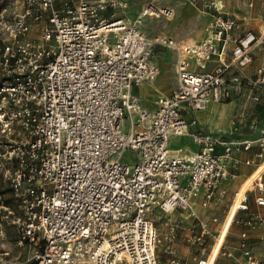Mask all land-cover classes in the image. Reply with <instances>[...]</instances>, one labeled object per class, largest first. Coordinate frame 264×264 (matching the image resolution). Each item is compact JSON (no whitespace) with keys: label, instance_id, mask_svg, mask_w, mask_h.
Segmentation results:
<instances>
[{"label":"built area","instance_id":"obj_1","mask_svg":"<svg viewBox=\"0 0 264 264\" xmlns=\"http://www.w3.org/2000/svg\"><path fill=\"white\" fill-rule=\"evenodd\" d=\"M14 1L0 6V173L16 204L0 211L29 247L27 263L159 264L163 245L173 264H184L175 256L180 225L172 216L180 210L197 220L198 240L213 238L199 264L219 253L236 264H264L247 229L237 254L225 242L230 220L217 230L198 212L228 195L238 151L256 146L245 162L264 159V126L253 118L259 135L234 140L197 116L242 96L264 103V30L245 27V15L228 11L226 0H186L211 15L206 36L190 42L149 36L147 17L175 15L155 0L134 19L119 14L129 0ZM162 48L175 55L178 82L151 109L135 87L157 80ZM244 121L241 112L232 124ZM184 135L195 151L171 148ZM127 149L137 152L133 163L123 160ZM231 208L248 228L264 227V173L234 192ZM8 254L0 252V264L11 263Z\"/></svg>","mask_w":264,"mask_h":264},{"label":"rangeland","instance_id":"obj_2","mask_svg":"<svg viewBox=\"0 0 264 264\" xmlns=\"http://www.w3.org/2000/svg\"><path fill=\"white\" fill-rule=\"evenodd\" d=\"M150 0H130V8L126 11H120L119 14L129 15L134 19L141 11L142 7ZM158 5H170L175 8V15L173 17L151 16L147 17L143 27L149 34L153 36L157 33L164 32L175 36L181 41H198L204 38L207 34V24L211 17L209 11L200 7L194 6L186 0H155ZM14 0H0V6L13 5ZM253 2V4H251ZM228 11H240L245 15L244 26L260 28L264 22V0H226ZM40 25H35L39 28ZM38 31V30H37ZM38 34V33H35ZM159 62L162 63L163 71L159 79L173 76L176 77V72L173 65V53L170 50L159 49ZM173 79V78H172ZM169 79L168 83L173 80ZM175 81V78H174ZM149 88L155 89L151 84ZM215 107L214 110H212ZM244 113L245 121L241 124H232V120L238 113ZM201 120L206 125L213 128H221L232 139H242L248 135L254 134L249 128L248 122L253 118H258L264 122V103H256L252 100L234 98L221 103H213L210 109H206L201 113ZM133 118L129 115L123 123V129L129 131L132 126ZM189 143L190 141H180V138H175L174 145ZM137 152L132 149H127L124 152L123 160L131 163L135 161ZM15 205L16 197L13 189L8 181L0 173V205ZM219 212V226L221 219L224 218L226 212ZM3 211H0V252L8 251L7 255L11 261L10 264H29L27 258L30 249L27 245L19 242V235L17 228L7 223L2 216ZM156 218V223L160 227L159 213L153 215ZM161 246V245H160ZM160 246L158 249H160ZM217 264H232L231 260L226 256H222Z\"/></svg>","mask_w":264,"mask_h":264},{"label":"crops","instance_id":"obj_3","mask_svg":"<svg viewBox=\"0 0 264 264\" xmlns=\"http://www.w3.org/2000/svg\"><path fill=\"white\" fill-rule=\"evenodd\" d=\"M129 2H130V0H129ZM248 28H252L255 31L261 32L262 30H264V22H263V25L258 29L253 28V27H248ZM188 42H190V41H188ZM162 49H163V51L164 50H170L167 48H162ZM172 59H173L174 70L176 72L175 63H174V61H175L174 53H173ZM160 65H161V74L159 75V77L162 75V71H163V67H162L161 62H160ZM159 77L153 83H145L141 86L135 87V92L140 96L143 105L148 107V108H151V109L156 106V101L159 98V96L171 94L173 92L174 88L176 87L177 82H178L177 81V73H176V77H173V76L171 77L168 75H167V77H164L161 79H159ZM174 78H175V81H174ZM169 79H172L173 82L168 83ZM149 84L153 85L155 87V89L149 88L148 87ZM239 98L251 100L246 96H242ZM211 105H210V107H211ZM210 107L208 109H210ZM214 109H215V107L212 110H214ZM202 111H205V110H202ZM202 111L197 112V116L200 119L201 125H203L207 129H211V130L219 131V132L221 131L229 139H232L230 134L225 132L223 129L213 128V127H210V126L206 125L205 123H203V121L201 120V114H200ZM259 121H260V124L262 126H264V122L261 120H259ZM249 122H248V126H249ZM239 124H241V123H239ZM249 128H250V126H249ZM251 130L253 131L254 134L248 135V137H245V138H256L259 135L258 131H254L253 129H251ZM175 138H180V141L184 140V141H190V142L186 143V144H181V142H179L180 145H174L173 141L175 140ZM242 139H244V138H242ZM180 147H182L184 149V152H187V153L193 152L197 149L196 143L193 141V139L189 135L173 137V139L171 141V148L172 149H179ZM256 150H257V147L255 146L251 150H240L235 154L236 157L240 160V163H239L238 167L236 168L237 176L232 178V179L226 180L224 183L225 186L228 188V195L226 196V198L223 199V201L220 204L212 205L211 208H209V209H204L202 207L198 208L199 214L201 216H204L205 218H207V220L210 222V224L217 230L221 229L227 223V221L230 220V225H229V228L227 231V236L225 237V242H226V245L229 246L232 250H235L237 252V254H240V251L238 250L237 247H238V244H239L240 239H241V234L245 229H247L249 231L250 243L253 245L254 249L257 252L264 253V227L258 226L255 228H248L246 225H244L243 223L238 221L239 216L242 213L240 212L234 216L235 210L233 208H231V210H230L231 201L233 199L234 192L236 190L240 189L241 187L247 188L249 186V184L251 183V181L259 173H264V170H263L264 168L262 167L264 164V159H260L256 164H247L245 162L246 159L254 156V153ZM255 194H256L255 192L251 193V205H252V207H256V203H255V199H254ZM221 211H225L226 214H225L224 218L221 219V224L219 226L218 222L217 223L213 222L212 217L218 216L219 212H221ZM162 216L163 215H161V213H159L158 218L160 219L159 221H160L161 226L160 227L158 225L157 226H158L161 233H165L167 228L165 227V225L163 223V217ZM172 216H173V219L176 220L180 225L178 239H177L176 244H175L176 245V255L175 256L178 257L181 261H183L184 264H199L198 263L199 258L206 257L212 251V247L214 246L213 238H206L205 239L206 243H203L200 240H198L197 238L201 232V228H200L197 220L194 219L193 217H191L188 213L177 210V211L172 213ZM233 217H234V219H233ZM158 254H159V264H173L172 259L174 256L166 253L164 251L163 245H161L160 249H158ZM222 256H226L227 258H229L231 260L232 264H236V261L232 257H230L224 253H219L215 257L212 264H217Z\"/></svg>","mask_w":264,"mask_h":264},{"label":"bare ground","instance_id":"obj_4","mask_svg":"<svg viewBox=\"0 0 264 264\" xmlns=\"http://www.w3.org/2000/svg\"><path fill=\"white\" fill-rule=\"evenodd\" d=\"M263 168H264V164H263V166H262ZM264 170V169H263ZM252 180V179H251ZM250 180V181H251ZM220 241H219V238H218V240L216 241V244H215V247H214V252H216L217 251V248H218V244H220L219 243ZM216 254H217V252H216ZM214 259H215V257H214ZM209 264V263H208Z\"/></svg>","mask_w":264,"mask_h":264}]
</instances>
